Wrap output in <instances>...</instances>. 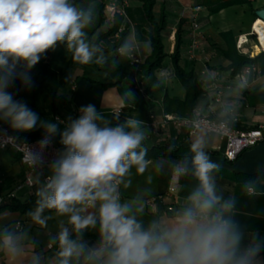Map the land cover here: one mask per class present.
I'll list each match as a JSON object with an SVG mask.
<instances>
[{
	"label": "clouds",
	"instance_id": "9594fccd",
	"mask_svg": "<svg viewBox=\"0 0 264 264\" xmlns=\"http://www.w3.org/2000/svg\"><path fill=\"white\" fill-rule=\"evenodd\" d=\"M94 14V5L84 9L70 0H0V150L22 148L24 164L35 173L37 206L29 213L34 222L45 223V209L70 214L76 238L67 228L59 233L60 264L81 256L86 264H264V235L235 218V199L218 190L212 174L220 166L210 161L201 141L192 145L199 186L173 219L145 224L137 215L142 209L134 211L133 203H121L117 194L129 169L135 165L142 173L147 164L140 120L128 117L121 122L119 112L109 119L87 104L78 109V116L66 117L61 127L59 118L41 119L16 98L12 89L17 82L25 89L34 87L30 70L59 44L81 65L104 62L85 31ZM122 50L129 54V45H122ZM246 85L242 80L240 87ZM38 127L44 138L38 146H29L19 134ZM9 129L16 134H9ZM56 136L62 148L49 159L46 149ZM42 169L46 176L38 171ZM244 189L249 196L264 194L256 181H247ZM90 207L97 212L81 214ZM97 223L100 240L90 248L83 232ZM3 250L16 256L20 247L5 235Z\"/></svg>",
	"mask_w": 264,
	"mask_h": 264
},
{
	"label": "crops",
	"instance_id": "0c3cea01",
	"mask_svg": "<svg viewBox=\"0 0 264 264\" xmlns=\"http://www.w3.org/2000/svg\"><path fill=\"white\" fill-rule=\"evenodd\" d=\"M123 1L126 0L116 2ZM200 1L155 0V5L158 6L157 16L161 8L167 15V25L161 33L164 51L166 54L173 51L174 35L179 27L182 43L180 66L185 71H193L201 80L205 91L204 100L195 109L196 115L203 114L211 118L228 120L231 126L232 124L239 126V129L255 127L264 121V57L252 64L255 68L254 74L248 76L246 87L241 88V80L237 76L239 73L233 75L231 70L225 68L228 60L221 56V49L224 48L221 33L229 31L235 45L238 38H247V43L239 50L236 48L238 53L253 57L264 51V22L259 20L255 13V10L264 8V0H251V6L237 4L225 7L212 15L207 14ZM107 2L109 0H104L106 20L101 30L113 27L117 35L124 29L127 30L125 43L129 45V51H134L139 59L143 60L150 53L151 47L143 31L148 29L144 24L142 26V22L139 23L140 21L147 23L141 2L127 0L129 4L125 8L124 17L106 12ZM170 19L173 20L172 31L164 44V32ZM194 20L195 28L192 24ZM70 54L66 47L58 45L54 50H49L30 70L33 81L42 62L48 63L56 71L58 83L56 112L51 111L47 91L35 83L34 87L27 90V102L40 111H45V114L40 116L41 119L55 120L59 117L65 121L69 115L78 116V109L81 106L94 104L104 111L109 119H112V112H119L121 122L128 117L140 120L146 137L144 141L148 145L157 140L175 141L178 135L181 137L187 131L172 126L154 130L148 123L152 120L157 123L162 119L160 104L152 110L150 117L146 116V104L142 93L129 88L124 82L120 84L121 91L115 86L101 88L88 82L85 77L102 82H111L112 79L104 73L96 72L88 65L69 62ZM167 62L166 67L156 70L155 73L162 80L164 75L168 76L171 73L169 83L164 80L167 94L182 98L183 87L179 86L174 78L169 58ZM217 93L221 98L219 102L213 99ZM54 138L58 139L59 136ZM198 140L201 141V149L208 155L210 161L220 166L212 175L223 196L235 199V218L242 226L258 229L264 235V194L249 196L244 189L247 181H256L260 190L264 192V176L256 180L247 178L241 181L232 177V174H264V141L244 150L235 160L227 161L223 155L225 141L202 129L188 132L187 141L191 147ZM192 159L187 155L180 158L159 156L146 159L147 164L142 173L133 165L118 185L117 194L120 202H132L134 211L137 208L142 209L137 215L145 224L154 219H173L187 202V197L199 186ZM180 168H184L185 171L181 172ZM22 170L23 165L17 155L8 150H0V179L2 181L5 178L15 179V183L8 190L21 201L29 196L28 189L19 187ZM22 189L24 192L18 195V190ZM36 190L37 185L33 187L35 193ZM152 198L154 199L151 200ZM35 208L27 212L9 209L0 212V264H60V249L57 247L59 233L67 228L72 238H76V233L69 223L70 214L60 215L54 209H45L41 214L42 218H46L45 223L39 224L29 215ZM97 208H87L81 214L96 213ZM99 232L100 226L97 223L95 227L84 230L82 239L90 248L95 247L100 240ZM5 235H11L18 243L20 252L16 256L8 255L3 250ZM70 264L86 262L81 256L70 259Z\"/></svg>",
	"mask_w": 264,
	"mask_h": 264
},
{
	"label": "trees",
	"instance_id": "16d2710c",
	"mask_svg": "<svg viewBox=\"0 0 264 264\" xmlns=\"http://www.w3.org/2000/svg\"><path fill=\"white\" fill-rule=\"evenodd\" d=\"M141 2V9L143 16L148 23L149 29L143 30L147 41L151 47L150 53L143 58L140 63L132 62L131 59L120 52L122 45L125 43V38L128 31L124 29L123 32L117 35L116 29L110 27L105 31L101 30L106 18L104 17L105 6L104 0H70L71 3L80 8H88L90 5H94L95 14L94 20L90 27L86 28L88 41L100 49L98 55L104 58L102 64H90L96 72H101L108 75L112 81L102 82L95 81L89 77L85 79L99 86L101 88L115 86L121 91L120 84L124 82L129 88L139 89L136 85L143 87V100L146 104V116L150 117L152 110L156 105L160 104L163 114L174 113L181 117L194 118L196 116L195 109L198 104L204 99V88L201 80H199L193 71H185L180 66V47H181V29L178 27L175 32V45L171 53L166 54L164 51V45L162 44V31H164L167 25V15L164 13V9L161 8L158 13V18L154 15L155 0H135ZM237 4H247L251 6V0H201L200 5L205 7L207 14H215L225 7L234 6ZM258 20V19H256ZM221 38L224 41V48L221 49V56L228 60V64L225 68L231 70L233 75L240 73L241 68L246 65H252L257 59L264 57V51H261L253 57L238 53L236 50L235 41L229 31L221 33ZM61 47H66L64 44H59ZM169 61L172 66V72L175 80L183 87L184 95L182 98L177 96H168L166 86H164L163 80L160 79L155 71L166 67V61ZM69 62H74L70 54ZM113 63L116 64L115 68L112 67ZM35 85L43 88L47 91L50 99L51 111L56 112L57 105V77L56 71L51 66L42 62V65L35 77ZM159 84V87H153V84ZM27 90L23 88L17 82L15 88L12 91L15 93L16 98L28 104L30 108L36 111L39 116H43L45 111H40L34 105L27 102ZM140 92V91H139ZM76 117V115H72ZM7 128V125H3ZM235 128L239 126L233 125ZM244 128V127H243ZM12 135L11 129H9ZM23 141L35 140L44 137V130L36 128L32 132L19 134ZM188 131H185L180 137L178 135L175 141H153L151 145L142 142V147L146 149L145 160L150 158H158L159 156H170L180 158L182 156H190L193 158L194 153L192 147L187 141ZM139 151V150H138ZM23 172V170H22ZM21 172V177H22ZM264 176V174L258 175H241L232 174V177L236 180L253 179ZM15 183V179L5 178L3 181L0 179V212L4 209L13 211L27 212L33 207H36V201L38 197L35 192L29 194V196L21 201L11 195V191L8 189Z\"/></svg>",
	"mask_w": 264,
	"mask_h": 264
},
{
	"label": "built area",
	"instance_id": "2783aa9c",
	"mask_svg": "<svg viewBox=\"0 0 264 264\" xmlns=\"http://www.w3.org/2000/svg\"><path fill=\"white\" fill-rule=\"evenodd\" d=\"M126 6L127 4L124 1L120 3L116 1H111L108 3L106 7V12L108 13L111 12L114 15L124 17ZM197 8H199V6H197ZM192 24L193 27L195 28L196 20H194ZM247 42H248L247 38H243V39L238 38V43L236 45V48L239 50V48H241L242 45H244ZM120 52L123 53V50L120 49ZM127 56L131 59L132 62L140 63V61H142V59H139V57L132 50L129 51V54H127ZM241 69L242 70L237 75L241 81L247 80L248 76L254 74L255 71L253 65H246ZM136 87L139 89L140 93L143 92V87H140L138 85H136ZM213 99L219 102L221 100L220 94L217 93ZM162 115H163L162 119L159 122L157 121L156 123L155 121L152 120L151 122L148 123L154 130H157L159 128L163 129L168 126H172L177 129H184V130L186 129L188 132H194V131H198L199 129H202L208 133L215 134L218 138L225 141V148L223 151V155L227 161L235 160L244 150L254 147L259 142L264 141V121L256 124V126L252 128L239 129L231 126L228 120L211 118L209 115L199 114L196 115L194 118L181 117L174 113L162 114ZM59 120L62 122L61 125L64 126L63 125L64 120L60 118ZM9 134H11L10 131ZM43 138L44 137L35 140H30L28 142L27 141L24 142L29 146L35 147L38 146L40 140H42ZM61 148L62 146L59 143V138L58 139L53 138L51 144L46 149V153H45L46 157L50 159L51 156L54 155L55 152L60 150ZM4 150L11 151L15 155H17L19 162L23 165L22 180L20 182L19 187L21 185H24L28 188L29 194L34 192L33 187L36 185L35 173L30 171L27 168V166L24 164L22 158L23 149L9 148ZM38 171H43L44 176L47 175L46 169H42ZM11 195L14 196L13 192L11 193ZM153 199L154 198H152L151 200ZM49 247L54 248L52 245H49ZM57 247L58 249H60L58 243H57Z\"/></svg>",
	"mask_w": 264,
	"mask_h": 264
},
{
	"label": "rangeland",
	"instance_id": "374dc122",
	"mask_svg": "<svg viewBox=\"0 0 264 264\" xmlns=\"http://www.w3.org/2000/svg\"><path fill=\"white\" fill-rule=\"evenodd\" d=\"M111 1H118V0H109V2H111ZM109 2H107V3H109ZM125 3L128 5L129 3L127 2V0L125 1ZM157 10H158V6L157 5H155L154 6V8H153V11H154V13H155V16L156 17H158L157 16ZM141 22H142V26H143V24L145 25V27L147 28V29H149V26H148V24L147 23H144V21H140L139 23L141 24ZM173 24V20H171L170 19V21H169V25L167 26V28H166V31L164 32V37H163V42H164V44L166 43V39H167V37H169V35L171 34V31H172V29H171V25ZM164 50H165V48H164ZM167 65H168V62H167ZM165 77H164V79H163V83H164V80L167 82V83H169V81L171 80V78H172V74L171 73H169L168 74V76H167V74L166 75H164ZM179 85V84H178ZM180 86V85H179ZM179 90V89H178ZM180 91V90H179ZM21 188H24V189H28L26 186H24V185H21L20 186ZM19 189V188H18ZM24 192V190L22 189V190H18V195H21L22 193Z\"/></svg>",
	"mask_w": 264,
	"mask_h": 264
},
{
	"label": "water",
	"instance_id": "95a60500",
	"mask_svg": "<svg viewBox=\"0 0 264 264\" xmlns=\"http://www.w3.org/2000/svg\"><path fill=\"white\" fill-rule=\"evenodd\" d=\"M255 13L258 18H260L261 20H264V8L255 10Z\"/></svg>",
	"mask_w": 264,
	"mask_h": 264
},
{
	"label": "bare ground",
	"instance_id": "6f19581e",
	"mask_svg": "<svg viewBox=\"0 0 264 264\" xmlns=\"http://www.w3.org/2000/svg\"><path fill=\"white\" fill-rule=\"evenodd\" d=\"M259 20H261V19H259ZM262 22H264V20H261ZM256 27V26H255Z\"/></svg>",
	"mask_w": 264,
	"mask_h": 264
}]
</instances>
